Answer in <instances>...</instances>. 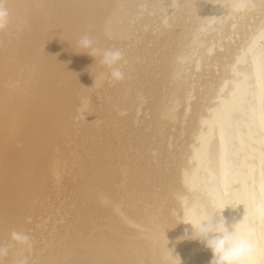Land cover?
I'll return each instance as SVG.
<instances>
[{
  "label": "bare ground",
  "instance_id": "6f19581e",
  "mask_svg": "<svg viewBox=\"0 0 264 264\" xmlns=\"http://www.w3.org/2000/svg\"><path fill=\"white\" fill-rule=\"evenodd\" d=\"M7 7L2 264H209L181 222L227 206L230 226L264 198V4L236 16L218 0ZM85 34L125 52L122 82L93 86L108 69L77 46Z\"/></svg>",
  "mask_w": 264,
  "mask_h": 264
},
{
  "label": "clouds",
  "instance_id": "9594fccd",
  "mask_svg": "<svg viewBox=\"0 0 264 264\" xmlns=\"http://www.w3.org/2000/svg\"><path fill=\"white\" fill-rule=\"evenodd\" d=\"M264 4V0H218L220 7L226 10L223 16H236L255 10L257 3ZM11 23V12L7 7V0H0V32L5 31ZM77 46L85 49L83 53L99 57V63L108 69L107 73H100L94 79L93 86L107 81L109 84L119 83L125 79V52L118 48L102 49L95 45L93 38L85 34L77 41ZM241 205V204H240ZM244 205V204H242ZM227 207V206H226ZM210 212L205 208L192 213L190 219L181 223L191 225V236L186 233L183 238H191L201 243L211 252L209 264H264V198L255 199L244 205L242 219L233 225H228L222 216ZM11 241L25 246H31L30 237L20 231L11 232ZM10 245L0 244V264L9 253ZM166 261H175L178 257L167 247ZM179 259V258H178ZM179 264H181L179 259Z\"/></svg>",
  "mask_w": 264,
  "mask_h": 264
}]
</instances>
